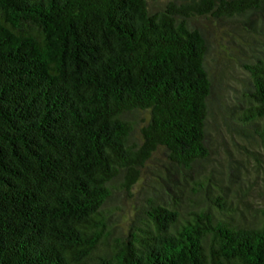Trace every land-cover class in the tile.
<instances>
[{
  "label": "trees",
  "instance_id": "16d2710c",
  "mask_svg": "<svg viewBox=\"0 0 264 264\" xmlns=\"http://www.w3.org/2000/svg\"><path fill=\"white\" fill-rule=\"evenodd\" d=\"M0 264H264V0H0Z\"/></svg>",
  "mask_w": 264,
  "mask_h": 264
}]
</instances>
